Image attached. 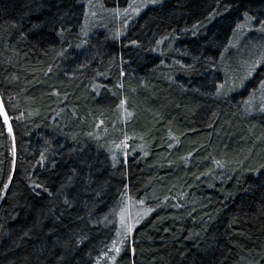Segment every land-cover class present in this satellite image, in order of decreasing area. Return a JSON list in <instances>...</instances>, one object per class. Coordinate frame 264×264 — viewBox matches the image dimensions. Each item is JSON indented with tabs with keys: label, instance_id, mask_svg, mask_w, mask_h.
<instances>
[{
	"label": "trees",
	"instance_id": "trees-1",
	"mask_svg": "<svg viewBox=\"0 0 264 264\" xmlns=\"http://www.w3.org/2000/svg\"><path fill=\"white\" fill-rule=\"evenodd\" d=\"M0 99V264H264V0H0Z\"/></svg>",
	"mask_w": 264,
	"mask_h": 264
},
{
	"label": "rangeland",
	"instance_id": "rangeland-1",
	"mask_svg": "<svg viewBox=\"0 0 264 264\" xmlns=\"http://www.w3.org/2000/svg\"><path fill=\"white\" fill-rule=\"evenodd\" d=\"M95 2L92 3L93 4L92 11H91V14L89 15L90 19L96 18L97 14H98L97 8H99V3H95ZM135 7H133V8H135ZM124 12H125V15H127V14L129 15L130 13L132 15L137 13V15H138V14H140L141 11L138 9H130L128 11V8H126ZM4 112L5 111H4L3 103L0 99V114H3V121L5 123V126L8 130V132H11L9 119L7 118V116H5ZM138 147H139V149H142V144H140ZM126 153H127L126 151H123V153L121 155L122 156L126 155ZM150 213H151V209L146 208L140 202H137L136 200L135 201L129 200V202H127V204H124L122 206V209H121L120 214H119V216L122 215L120 218V224H121L120 229L123 231V233H125L130 228V232H131L130 234H132V232H133V231H131L132 228L134 226L139 225L142 220H144L146 217H148L150 215ZM124 235H126V234H124ZM120 236H121V233H120Z\"/></svg>",
	"mask_w": 264,
	"mask_h": 264
}]
</instances>
